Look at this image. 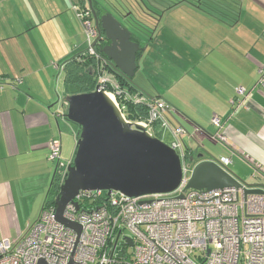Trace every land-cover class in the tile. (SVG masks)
Instances as JSON below:
<instances>
[{
  "label": "crops",
  "instance_id": "0c3cea01",
  "mask_svg": "<svg viewBox=\"0 0 264 264\" xmlns=\"http://www.w3.org/2000/svg\"><path fill=\"white\" fill-rule=\"evenodd\" d=\"M188 1L159 16L164 0H142L156 24L140 40L130 37L140 48L132 83L127 82L132 96L165 102L164 117L184 130L187 157L204 154L188 163L191 169L201 161L229 158L231 174L246 184L259 183L246 158L264 168V92L258 85L264 0H206L212 7L201 8L197 0ZM68 2L88 8L84 0H0V240L24 236L40 214L54 176L48 142L60 137L62 167L72 159L65 98L79 85L67 83L61 66L88 45ZM96 11L126 27L106 5ZM150 45L156 58L147 54ZM237 87L247 91L243 97L235 95ZM237 99L233 106L230 101ZM213 116L222 123L227 146L212 139Z\"/></svg>",
  "mask_w": 264,
  "mask_h": 264
},
{
  "label": "built area",
  "instance_id": "2783aa9c",
  "mask_svg": "<svg viewBox=\"0 0 264 264\" xmlns=\"http://www.w3.org/2000/svg\"><path fill=\"white\" fill-rule=\"evenodd\" d=\"M74 9L84 28L88 53L94 55L90 46L97 31L91 12ZM259 76L258 85L264 92V60ZM96 89L111 97L122 114L117 99L125 94L113 75L100 73L93 91ZM246 92L242 87L235 89L239 97ZM132 100L144 101L138 97ZM145 102L146 120L133 124L151 136L154 124L167 128L172 138L168 146L181 162L182 177L177 188L168 194L135 198L117 192L80 191L62 214L64 220L79 225L80 233L58 223L55 206L44 203L24 236L0 240V264H264V168L245 157L262 178V195H244L241 188L187 189L192 169L182 143L184 130L171 127L164 117L165 102ZM238 102L230 101L233 106ZM210 123L217 130L212 139L227 146L220 132V119L213 116ZM61 148L60 137L47 144V159L58 170L62 185L66 167L60 164ZM217 163L225 169L230 159L220 158ZM124 232L128 235L123 236Z\"/></svg>",
  "mask_w": 264,
  "mask_h": 264
},
{
  "label": "water",
  "instance_id": "95a60500",
  "mask_svg": "<svg viewBox=\"0 0 264 264\" xmlns=\"http://www.w3.org/2000/svg\"><path fill=\"white\" fill-rule=\"evenodd\" d=\"M84 1L92 13L93 27L97 31L90 48L97 47L100 59L116 74L132 83L133 73L130 71L135 67V54L140 48L130 37L140 39L112 15L98 17L92 0ZM116 46L122 49L120 53L116 52ZM65 104L64 118L76 126V144L55 200V218L58 223L80 233L78 224L62 218L64 208L80 191L117 192L135 198L168 194L177 188L182 177L178 155L141 126L126 122L106 94L97 89L74 94L65 98ZM203 156H190L188 160L192 162ZM259 187L244 183L227 168H221L217 161L196 164L186 186L187 189L205 191L241 188L244 195H262L263 191ZM126 242L131 246L128 238Z\"/></svg>",
  "mask_w": 264,
  "mask_h": 264
},
{
  "label": "trees",
  "instance_id": "16d2710c",
  "mask_svg": "<svg viewBox=\"0 0 264 264\" xmlns=\"http://www.w3.org/2000/svg\"><path fill=\"white\" fill-rule=\"evenodd\" d=\"M142 0H92L93 8L96 10L101 4L106 5L109 9L114 12L119 13L120 17L124 18V23L126 28L131 30L136 37L140 35H145L144 32L152 33L155 27L154 15L144 10L141 6ZM165 7L159 12V16L162 12H165L181 3H187L188 0H164ZM198 7H212L211 4L206 0H197ZM79 12L88 11V8H80ZM128 15V16H126ZM149 17V18H147ZM151 19V20H150ZM149 39V36H146ZM94 55H90L88 51L84 54L78 55L74 58H70L62 63V68L64 65L65 79L69 85L76 84L79 85V89L76 94H83L93 92L97 77L103 71H107L109 74L113 75L122 89L125 95L117 99V103L122 110V114L126 121L130 123H136L139 121L146 120L147 117V104L145 101H140L135 103L132 98V92L134 88L127 83L122 77H120L114 70H112L107 63L100 59L98 54V48H94ZM105 63V64H104ZM128 88L124 91L123 88ZM126 88V89H127ZM133 90V91H132ZM137 98V97H135ZM74 125V124H73ZM222 125V123H221ZM75 126V125H74ZM222 127L220 132L222 133ZM163 132L160 123L153 125L152 136L160 139V133ZM223 134V133H222ZM224 135V134H223ZM186 155H188L186 153ZM187 163H189L188 159ZM60 175L58 170H54V176L52 183L49 187L45 204L48 206H55V200L59 195L60 189Z\"/></svg>",
  "mask_w": 264,
  "mask_h": 264
},
{
  "label": "rangeland",
  "instance_id": "374dc122",
  "mask_svg": "<svg viewBox=\"0 0 264 264\" xmlns=\"http://www.w3.org/2000/svg\"><path fill=\"white\" fill-rule=\"evenodd\" d=\"M101 1H102V0H101ZM219 1H220V2H224V1H226V0H219ZM76 5H77V6H75V5L73 6V4H72L71 2H68V8L71 10L72 14L74 13V15H75L74 8H77L78 10L80 9L79 5H78V4H76ZM145 9H146L147 11H150V10L147 9L146 7H145ZM81 30H82V33L85 34V32H84V28H83L82 24H81ZM154 51H155L154 46H153V45H150V48H149V50L147 51V54L149 53L148 56H149V57H153V56H154ZM154 57H155V56H154ZM155 58H156V57H155ZM69 124H70V126L73 128L72 130H74V131L71 130V132L66 133L65 138H67L66 140L70 143V144H67V147H68L69 149L72 147L73 152H74L75 144H76V141L74 140V134H75V131H76V126H74V125L71 124V123H69ZM166 131H167V130H166ZM166 131H163L162 133H160V139H161V141H162L163 143H165V144H169V143H171L172 138H171V136H170ZM65 144H66V143H65ZM73 152H72V154H73ZM63 167H66V166H63ZM257 178L260 179L259 183H256L254 180H252L251 184H248V185H258V184H260L261 181H262V179H261L260 177H257ZM125 235H128V233H127V232H124V233H123V236H125Z\"/></svg>",
  "mask_w": 264,
  "mask_h": 264
},
{
  "label": "flooded vegetation",
  "instance_id": "af4514ba",
  "mask_svg": "<svg viewBox=\"0 0 264 264\" xmlns=\"http://www.w3.org/2000/svg\"><path fill=\"white\" fill-rule=\"evenodd\" d=\"M95 10V9H94ZM96 11V10H95ZM96 14H97V16L99 17V15H98V13H97V11H96ZM91 19H92V13H91ZM93 21V20H92ZM123 78V77H122ZM124 79V78H123ZM125 80V79H124Z\"/></svg>",
  "mask_w": 264,
  "mask_h": 264
},
{
  "label": "clouds",
  "instance_id": "9594fccd",
  "mask_svg": "<svg viewBox=\"0 0 264 264\" xmlns=\"http://www.w3.org/2000/svg\"><path fill=\"white\" fill-rule=\"evenodd\" d=\"M128 123H130V122H128ZM167 145H168V144H167ZM70 162H71V160H70ZM69 164H70V163H69ZM69 164H68V165H69ZM68 165H67V166H68ZM67 166H66V167H67Z\"/></svg>",
  "mask_w": 264,
  "mask_h": 264
},
{
  "label": "bare ground",
  "instance_id": "6f19581e",
  "mask_svg": "<svg viewBox=\"0 0 264 264\" xmlns=\"http://www.w3.org/2000/svg\"><path fill=\"white\" fill-rule=\"evenodd\" d=\"M110 99H112V98L110 97Z\"/></svg>",
  "mask_w": 264,
  "mask_h": 264
}]
</instances>
